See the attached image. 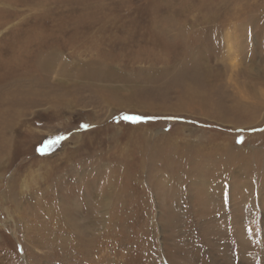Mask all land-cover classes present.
Returning <instances> with one entry per match:
<instances>
[{"label": "rangeland", "instance_id": "obj_1", "mask_svg": "<svg viewBox=\"0 0 264 264\" xmlns=\"http://www.w3.org/2000/svg\"><path fill=\"white\" fill-rule=\"evenodd\" d=\"M0 264H264V0H0Z\"/></svg>", "mask_w": 264, "mask_h": 264}, {"label": "bare ground", "instance_id": "obj_2", "mask_svg": "<svg viewBox=\"0 0 264 264\" xmlns=\"http://www.w3.org/2000/svg\"><path fill=\"white\" fill-rule=\"evenodd\" d=\"M182 179V178H181ZM181 179H179V180H181ZM183 180V179H182ZM181 180V181H182ZM218 183V182H217ZM207 184V183H206ZM173 185H175V186H177V187H181V189L183 188V186L181 185V184H177L176 182L173 184ZM215 185H217V184H215ZM221 186V185H220ZM215 189V188H214ZM186 190V189H185ZM217 191V190H216ZM174 192V191H173ZM214 193H215V191L213 190V191H211V192H208L207 193V195L209 194V195H214ZM181 195H183V193L181 192V194H179L178 195V198H177V200L179 201V199H180V197H181ZM176 199H174V201H175ZM176 202V201H175ZM202 210V209H201ZM200 212H203V211H200ZM204 215V214H203ZM177 216V215H176ZM177 220V219H176ZM74 226H76V225H74ZM76 227H78V225L76 226Z\"/></svg>", "mask_w": 264, "mask_h": 264}, {"label": "snow or ice", "instance_id": "obj_3", "mask_svg": "<svg viewBox=\"0 0 264 264\" xmlns=\"http://www.w3.org/2000/svg\"><path fill=\"white\" fill-rule=\"evenodd\" d=\"M84 127H87L86 125Z\"/></svg>", "mask_w": 264, "mask_h": 264}]
</instances>
